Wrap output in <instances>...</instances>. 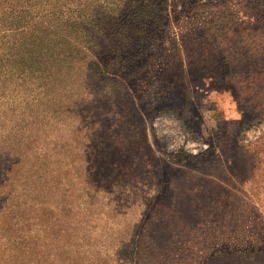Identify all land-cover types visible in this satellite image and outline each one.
I'll return each instance as SVG.
<instances>
[{
	"label": "rangeland",
	"instance_id": "374dc122",
	"mask_svg": "<svg viewBox=\"0 0 264 264\" xmlns=\"http://www.w3.org/2000/svg\"><path fill=\"white\" fill-rule=\"evenodd\" d=\"M126 53L85 86L79 140L57 142L82 145L81 198L100 218L79 256L217 264L264 252V0L170 4Z\"/></svg>",
	"mask_w": 264,
	"mask_h": 264
},
{
	"label": "trees",
	"instance_id": "16d2710c",
	"mask_svg": "<svg viewBox=\"0 0 264 264\" xmlns=\"http://www.w3.org/2000/svg\"><path fill=\"white\" fill-rule=\"evenodd\" d=\"M190 1L0 0V236L5 264H88L79 254H90L89 240L100 218L92 220L97 213L81 198L84 149L57 142L81 137L73 118L81 113L87 83L98 86L107 73L123 69L126 52L147 24L170 4L176 9ZM71 216L79 217L78 228ZM127 220L116 232L120 249ZM94 257V264H131L130 259ZM218 257L217 264H264V252L255 250Z\"/></svg>",
	"mask_w": 264,
	"mask_h": 264
}]
</instances>
